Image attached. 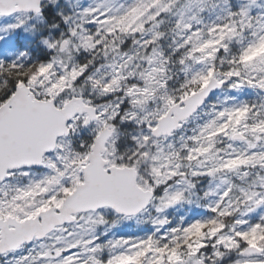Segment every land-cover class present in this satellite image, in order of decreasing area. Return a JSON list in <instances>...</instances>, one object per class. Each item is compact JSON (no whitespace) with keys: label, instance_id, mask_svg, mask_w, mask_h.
I'll use <instances>...</instances> for the list:
<instances>
[{"label":"snow or ice","instance_id":"6c2138e0","mask_svg":"<svg viewBox=\"0 0 264 264\" xmlns=\"http://www.w3.org/2000/svg\"><path fill=\"white\" fill-rule=\"evenodd\" d=\"M0 264H264V0H0Z\"/></svg>","mask_w":264,"mask_h":264}]
</instances>
